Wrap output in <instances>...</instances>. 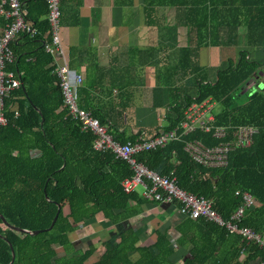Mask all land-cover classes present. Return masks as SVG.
<instances>
[{
    "label": "trees",
    "instance_id": "trees-1",
    "mask_svg": "<svg viewBox=\"0 0 264 264\" xmlns=\"http://www.w3.org/2000/svg\"><path fill=\"white\" fill-rule=\"evenodd\" d=\"M21 2L25 18L36 32L33 37L22 33L11 43L15 61L9 68L20 76L22 86L10 100V104L18 103L19 115L10 116L9 124L0 130V215L6 222L0 218V264H10L13 252V264H177L176 257H181V264L264 262V250L258 244L202 218H184L175 227L177 238L171 235V227L159 223L150 240L141 241L130 221L153 202L139 192H124L122 182L133 174L129 165L110 150H96L97 136L83 131L65 105L54 58L44 45L51 38L47 0ZM163 3L176 7L177 20H184L190 31H198V47L219 46L223 42L216 41V36L227 27L235 30L242 25L248 29L250 45H264V0ZM6 25L0 13V29ZM260 72L264 76V63L248 60L247 51H242L237 63L218 70L214 82L196 76L195 97L185 96L169 108L172 114L165 130L180 124L186 106L209 98L221 107L215 115L216 125L258 128L253 145L231 152L225 167L206 168L190 157L185 149L188 141L198 140L207 147L222 142L200 130L180 134L166 147L138 155V160L161 176L173 172L179 187L212 202L226 222L243 204L236 192H249L257 205L246 211L238 225L264 237V92L255 97L243 93L251 80L262 78ZM83 85L78 88L80 108L106 126L117 141L135 142L142 135L140 131L126 138L119 133L109 113L90 106L87 96L91 84L88 88ZM59 208L52 230L44 231L52 225ZM98 218L112 227L109 238L100 240V246L91 242L77 249L81 246L74 241L77 231L94 226ZM34 231L42 232L30 235Z\"/></svg>",
    "mask_w": 264,
    "mask_h": 264
},
{
    "label": "crops",
    "instance_id": "crops-1",
    "mask_svg": "<svg viewBox=\"0 0 264 264\" xmlns=\"http://www.w3.org/2000/svg\"><path fill=\"white\" fill-rule=\"evenodd\" d=\"M163 4V0H62L61 37L69 67L83 77L84 85L91 84L90 106L109 113L126 138L140 131L151 137L164 129L174 101L195 97L196 76L214 82L218 70L237 63L242 51H247L248 60L264 63V45H250L245 25L225 28L215 37L223 42L219 46L198 47V31L177 20L176 7ZM260 74L262 78L251 80L243 93L255 97V92H264ZM143 211L130 221L142 242L150 240L159 223L178 237L175 227L184 217L176 206L148 203ZM98 222L81 227L74 241L99 246L94 239L107 240L112 227L99 218ZM96 227H104L105 234ZM180 258L176 257L177 264Z\"/></svg>",
    "mask_w": 264,
    "mask_h": 264
},
{
    "label": "built area",
    "instance_id": "built-area-1",
    "mask_svg": "<svg viewBox=\"0 0 264 264\" xmlns=\"http://www.w3.org/2000/svg\"><path fill=\"white\" fill-rule=\"evenodd\" d=\"M48 20L50 24V40L46 42L45 50L54 58L55 73L60 79V88L73 119L77 120L83 131L93 132L97 138L94 148L98 151L110 150L116 158L126 162L132 177L122 182L125 193L138 192L142 188L141 196L153 203H166L176 206L184 218L205 219L219 226H224L233 234H240L248 243H256L264 250V237L253 229L239 227L246 211L257 205L255 198L249 192H236L242 197L243 204L235 211L229 221L214 210L212 202L193 195L177 185V178L172 172L161 176L149 169L138 160V155L152 150L166 147L170 142L178 140L181 135H187L197 130L206 134H213L222 142L213 147H207L198 140L188 141L185 149L190 157L199 165L206 168H220L228 164L229 154L238 149H246L253 145L258 128L250 125L235 127L218 126L215 108L218 105L212 99L202 102H192L186 106L184 119L171 130L162 129L151 137L139 136L135 142L121 143L108 133L106 126L100 124L93 115L80 108L78 88L84 82L80 74L73 73L69 67L68 55L61 37L62 0H47ZM0 13L7 20L6 28L0 36V130L9 124L10 116L17 117L20 113L18 103L10 104L12 95L20 89L22 81L9 67L15 61L11 43L22 33L34 36L36 30L32 23L25 18L26 10L21 0H1ZM261 264H264L262 262Z\"/></svg>",
    "mask_w": 264,
    "mask_h": 264
},
{
    "label": "rangeland",
    "instance_id": "rangeland-1",
    "mask_svg": "<svg viewBox=\"0 0 264 264\" xmlns=\"http://www.w3.org/2000/svg\"><path fill=\"white\" fill-rule=\"evenodd\" d=\"M220 110H221V107H220V105H217L216 106V108H215V113H218V112H220ZM144 135H146V134H144ZM137 191L139 192V193H141L142 192V188L139 186L138 188H137ZM99 221H100V219H99ZM101 221H102V219H101ZM98 222V221H97ZM99 223V222H98ZM105 226V225H104ZM96 228H98L97 230L99 231V232H103L104 234H105V228L103 227H96ZM103 229H105V230H103ZM92 238V237H91ZM109 238V236L107 237V239ZM87 241V240H86ZM92 241V240H91ZM94 241H95V243H98L99 244V242H100V240L98 239V238H96V239H94ZM90 243V242H89ZM87 243L85 242L84 244H81V246H79L77 249H79V248H85V245H86ZM99 246H100V244H99ZM102 250H103V247H102V245H101V247H100V252H102Z\"/></svg>",
    "mask_w": 264,
    "mask_h": 264
},
{
    "label": "water",
    "instance_id": "water-1",
    "mask_svg": "<svg viewBox=\"0 0 264 264\" xmlns=\"http://www.w3.org/2000/svg\"><path fill=\"white\" fill-rule=\"evenodd\" d=\"M263 87H264V86H263ZM245 90H246V89H245ZM246 92H247V91H246ZM246 92H244V93H246ZM256 95H257V93L255 92V93L253 94V96H256ZM59 212H60V208H59V211H58L57 215L55 216V218H54V220H53V223H52V225L50 226V228H48L47 230H44V231H51V230H52L54 224L56 223V221H57V219H58ZM0 218H2L3 221L5 222L4 218H3L1 215H0ZM5 223H6V222H5ZM41 232H42V231H34V232H29V233H30V235H38V234L41 233ZM14 260H15V253L13 252V259H12V261H11L10 264H13Z\"/></svg>",
    "mask_w": 264,
    "mask_h": 264
}]
</instances>
